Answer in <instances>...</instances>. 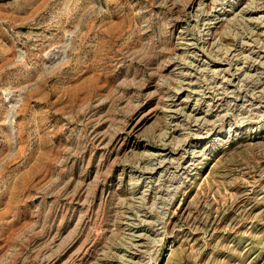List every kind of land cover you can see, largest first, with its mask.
Listing matches in <instances>:
<instances>
[{"label":"rangeland","instance_id":"1","mask_svg":"<svg viewBox=\"0 0 264 264\" xmlns=\"http://www.w3.org/2000/svg\"><path fill=\"white\" fill-rule=\"evenodd\" d=\"M0 264H264V0H0Z\"/></svg>","mask_w":264,"mask_h":264},{"label":"bare ground","instance_id":"2","mask_svg":"<svg viewBox=\"0 0 264 264\" xmlns=\"http://www.w3.org/2000/svg\"><path fill=\"white\" fill-rule=\"evenodd\" d=\"M261 3H262V2H261ZM208 10H209V9H208ZM245 11H246V10H245ZM251 30H252V29H251ZM250 33H251V32H250ZM252 35H253V34H252ZM250 36H251V35H250ZM212 37H213V36H212ZM184 63H185V62H184ZM222 79H223V78H222ZM255 83H256V82H255ZM253 85H254V84H253ZM256 87H257V86H256ZM214 92H215V91H214ZM147 158H149V157H147ZM155 159H156V157H155ZM155 159H154V160H155ZM148 160L150 161V159H148ZM148 160H147V161H148ZM152 160H153V159H152ZM144 161H145V160H144ZM157 161H158V160H157ZM150 162H151V161H150ZM160 162H161V161H160ZM162 200H163V199H162Z\"/></svg>","mask_w":264,"mask_h":264}]
</instances>
